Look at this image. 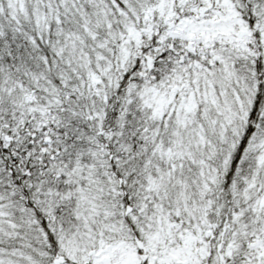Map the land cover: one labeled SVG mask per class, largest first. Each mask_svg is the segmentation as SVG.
Wrapping results in <instances>:
<instances>
[{
	"label": "snow or ice",
	"instance_id": "snow-or-ice-1",
	"mask_svg": "<svg viewBox=\"0 0 264 264\" xmlns=\"http://www.w3.org/2000/svg\"><path fill=\"white\" fill-rule=\"evenodd\" d=\"M0 264H264V0H0Z\"/></svg>",
	"mask_w": 264,
	"mask_h": 264
}]
</instances>
